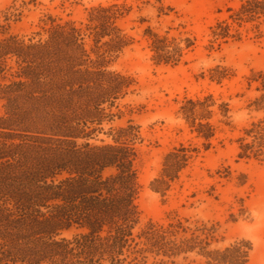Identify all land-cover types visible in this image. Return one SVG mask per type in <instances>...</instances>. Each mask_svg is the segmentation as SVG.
<instances>
[{
	"label": "rangeland",
	"instance_id": "374dc122",
	"mask_svg": "<svg viewBox=\"0 0 264 264\" xmlns=\"http://www.w3.org/2000/svg\"><path fill=\"white\" fill-rule=\"evenodd\" d=\"M243 2L0 0L11 32L35 40L52 21L81 25L94 8H124L119 28L130 42L108 69L133 84L108 110L117 116L104 123L99 139L110 141V128L129 121L140 127L137 230L153 240L147 264H207L204 254L241 245L249 251L247 264H264V158L240 157L246 130L264 126V15L233 19ZM149 30L167 38L169 63L155 58ZM174 151L188 158L167 187L157 181ZM184 241L179 257L164 255ZM139 242L147 248L144 238Z\"/></svg>",
	"mask_w": 264,
	"mask_h": 264
},
{
	"label": "trees",
	"instance_id": "16d2710c",
	"mask_svg": "<svg viewBox=\"0 0 264 264\" xmlns=\"http://www.w3.org/2000/svg\"><path fill=\"white\" fill-rule=\"evenodd\" d=\"M123 14L100 6L85 24L52 21L35 40L13 34L11 17L0 13V264H126L131 256L128 264H147L153 240L137 230L140 127L129 121L110 128V141L99 139L117 116L108 110L133 84L108 69L130 42L119 28ZM252 14L264 15V2L244 0L233 19ZM147 35L155 58L169 63L167 38ZM245 137L240 157L264 158V126ZM178 151L157 183L170 187L184 169L188 156ZM142 238L147 248L139 249ZM172 245L170 260L187 242ZM244 247L204 255L207 264H247Z\"/></svg>",
	"mask_w": 264,
	"mask_h": 264
}]
</instances>
